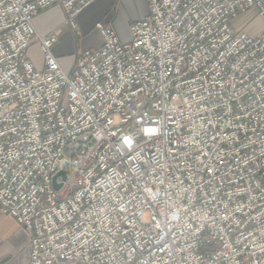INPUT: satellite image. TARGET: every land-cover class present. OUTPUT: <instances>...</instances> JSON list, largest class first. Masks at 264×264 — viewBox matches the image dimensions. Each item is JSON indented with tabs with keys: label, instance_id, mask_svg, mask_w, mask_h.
Wrapping results in <instances>:
<instances>
[{
	"label": "built area",
	"instance_id": "built-area-1",
	"mask_svg": "<svg viewBox=\"0 0 264 264\" xmlns=\"http://www.w3.org/2000/svg\"><path fill=\"white\" fill-rule=\"evenodd\" d=\"M96 1L0 0V214L27 264H264V34L230 24L264 0H146L66 73L32 20L76 31Z\"/></svg>",
	"mask_w": 264,
	"mask_h": 264
},
{
	"label": "crops",
	"instance_id": "crops-1",
	"mask_svg": "<svg viewBox=\"0 0 264 264\" xmlns=\"http://www.w3.org/2000/svg\"><path fill=\"white\" fill-rule=\"evenodd\" d=\"M148 7L142 19L147 15ZM80 14L77 16L78 19ZM64 15L60 7L49 8L33 18V27L40 37L58 33V42L52 53L64 72L69 73L74 65L75 56L80 50L74 51L71 41L72 31L65 25ZM141 20V19H140ZM231 27L238 33H244L250 38L258 39L264 34V20L258 15L256 9L251 8L231 21ZM79 27V26H78ZM74 37V34H73ZM126 38L121 41H128ZM102 43V41H101ZM99 43L94 49L101 46ZM35 46L41 56L39 45L32 43L28 49V58L36 69L42 67V61L33 59L29 51ZM90 50V49H89ZM29 250L27 237L19 224L11 217L0 214V264H27Z\"/></svg>",
	"mask_w": 264,
	"mask_h": 264
},
{
	"label": "rangeland",
	"instance_id": "rangeland-1",
	"mask_svg": "<svg viewBox=\"0 0 264 264\" xmlns=\"http://www.w3.org/2000/svg\"><path fill=\"white\" fill-rule=\"evenodd\" d=\"M146 9V0H97L80 13L76 19V31L67 27L74 34V37L73 34L71 37L74 51L94 49L101 43L100 34L95 28L97 23L112 26L120 40L129 38L130 24L142 19ZM77 33L81 36L77 37ZM29 53L34 61H42L35 46H32Z\"/></svg>",
	"mask_w": 264,
	"mask_h": 264
},
{
	"label": "water",
	"instance_id": "water-1",
	"mask_svg": "<svg viewBox=\"0 0 264 264\" xmlns=\"http://www.w3.org/2000/svg\"><path fill=\"white\" fill-rule=\"evenodd\" d=\"M62 177H64V175L63 174H60ZM58 187L57 186H55V189H57Z\"/></svg>",
	"mask_w": 264,
	"mask_h": 264
}]
</instances>
